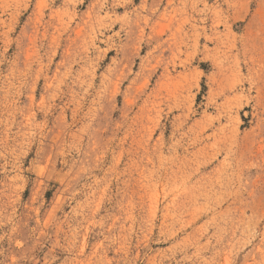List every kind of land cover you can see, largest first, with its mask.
I'll return each instance as SVG.
<instances>
[{
  "label": "rangeland",
  "instance_id": "rangeland-1",
  "mask_svg": "<svg viewBox=\"0 0 264 264\" xmlns=\"http://www.w3.org/2000/svg\"><path fill=\"white\" fill-rule=\"evenodd\" d=\"M0 264H264V0H0Z\"/></svg>",
  "mask_w": 264,
  "mask_h": 264
}]
</instances>
